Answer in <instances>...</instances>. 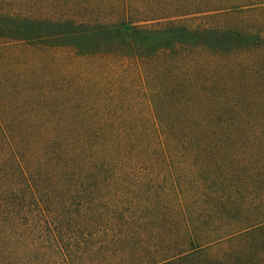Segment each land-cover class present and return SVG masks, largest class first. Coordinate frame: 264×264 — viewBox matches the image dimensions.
Listing matches in <instances>:
<instances>
[{"label": "trees", "instance_id": "obj_1", "mask_svg": "<svg viewBox=\"0 0 264 264\" xmlns=\"http://www.w3.org/2000/svg\"><path fill=\"white\" fill-rule=\"evenodd\" d=\"M0 264H264V0H0Z\"/></svg>", "mask_w": 264, "mask_h": 264}]
</instances>
